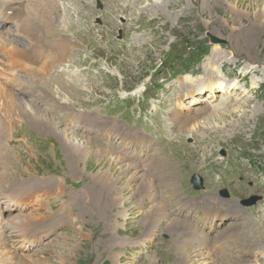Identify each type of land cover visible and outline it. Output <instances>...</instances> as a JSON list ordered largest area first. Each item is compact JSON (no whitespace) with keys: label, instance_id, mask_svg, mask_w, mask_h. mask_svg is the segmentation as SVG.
I'll return each mask as SVG.
<instances>
[{"label":"rangeland","instance_id":"obj_1","mask_svg":"<svg viewBox=\"0 0 264 264\" xmlns=\"http://www.w3.org/2000/svg\"><path fill=\"white\" fill-rule=\"evenodd\" d=\"M20 1L23 2L15 1V5ZM115 1L117 6L113 5L112 0H100L102 9L96 8V0L69 1L68 16L73 22V28L65 32L75 41L71 53L68 54L77 65L75 70L58 71L57 68L63 67L64 60L60 65H52L49 54H46L45 65L41 62L31 64L24 57L27 51L9 55L5 54V49L0 46V81L4 80L7 84L15 86L10 89L0 83V95L4 98L8 95L9 99L18 98L25 107L24 111H28V105L37 106V113L44 115L43 120L51 119L50 115L48 117L40 109L43 99L51 104L53 109L57 103L60 111L72 108L77 113L95 111L103 116L115 118L122 126V131H119L117 136L112 131L113 137H116L111 139H117L121 146H125L118 151V147L111 140L104 139L102 143L108 152L103 155L122 157L123 162L132 164L130 171L138 169L146 173L147 179L152 180L155 168L152 170L146 165H137L135 159L139 155L133 147H126L138 132L149 135L152 143H158L163 149L160 151L164 158L160 169L163 166L173 168L176 176L175 193L170 199L172 201L167 202L168 199L162 196L156 184L157 189L150 199L151 194L146 186L143 187V192L139 189L138 182L141 177L133 178L124 189L122 200L124 199L125 205L112 210L108 208L110 216L107 219L106 215L98 218L85 204L80 206L81 203L77 200L84 189L85 193L88 192L92 184L84 179L85 175L80 169H75L79 162L67 155L60 134L69 132L80 142L91 143L88 150L91 146L97 149L92 143L94 138L89 135V129L79 125L80 119L75 114L70 116L73 119L71 124H76V127H68L58 121L57 116L61 114L54 112L51 120L55 117L54 122L57 123L59 131L51 128L52 130L47 132L44 126L29 121V112L19 115V110L14 108L12 117L6 118L8 128L3 127L5 133L0 135V189L16 194V183L27 181L54 185L53 181L59 179L63 183L64 194L55 195L50 191L32 193L37 187L19 189L20 195H24L23 200L26 201L18 202L16 205L21 207L4 213L3 221L0 220V247L3 240L7 245L1 250L5 252L8 248L11 256L13 255L12 261H5L7 264H24L28 258L33 261L36 258L39 264H47L48 261V264H61L56 254L59 252L67 254L68 258H72L77 264H177L183 258V252L179 251V228H182L181 224L184 225L186 217V213H181L180 208L183 205L179 199L198 200L205 192L213 195L209 198L227 203L224 204L226 207L236 209L225 200L237 202L243 213L242 217L255 219V225L252 227L254 234L246 240L247 246L256 247L264 242V32L260 33L258 27H255L256 34L246 35L245 32L250 22L245 14L253 12L250 1L258 0H217L218 2L214 3L212 0H164L167 5H163V8L155 7L152 0H132V3L128 0ZM3 13L0 6V38L4 39V44L11 47L13 36L11 39L6 38L7 28H13L20 35L15 29L18 21L13 18L8 25L5 14L10 13L8 15L12 17L13 11L7 10ZM97 17L100 18L101 24L95 22ZM67 22L66 19L65 23L70 25V22ZM252 23L257 25L258 22ZM79 26L83 27L77 30ZM119 29L122 32L120 39L117 38ZM71 31L75 32L74 36ZM207 33L226 40V43H211ZM19 45L25 46L24 40ZM212 49L217 51L215 56L218 57L219 54L225 60L221 57L208 68L209 72L223 76L225 83L234 81L239 89L233 93L227 86L224 92L215 90L214 95L206 90H203V94H196L195 91L188 90L190 85L187 89L179 88L178 82L185 74L175 77L174 71L187 66H190L189 72L195 77L202 78L198 81L199 86L208 79V76L203 74V65ZM212 56L213 54H210L208 60L211 61ZM22 67H35L37 72L27 74L21 71ZM108 71H113L115 75L112 76ZM45 72L47 76L49 73L52 75V91L66 97L57 98L51 95L47 99L44 96L45 87L42 82L45 80ZM75 74L79 76L76 77ZM61 79L63 81H60ZM72 79L78 85L70 83L69 80ZM141 84L146 86L145 91L131 95V91ZM2 89L9 93H4ZM181 90L186 93L181 94ZM234 100L239 102L235 103V107L232 105L233 108L228 111H209L219 113L218 118L213 117L212 121L208 122L217 124L218 129L215 131L211 125L195 129L176 123L174 107L190 115L185 118L180 116L184 121L197 115L189 109L188 104L192 102L198 103V107L205 102L217 106L220 102ZM244 103L247 104L244 106ZM42 109L46 111L45 108ZM220 117L224 120L221 126L218 124L223 123L218 120ZM121 118H125V121L127 119V122ZM200 120L202 121L201 118ZM37 122H41V119ZM38 125L41 128L39 131L36 129ZM158 128L163 132L162 137L156 136ZM189 140L191 142H188ZM138 141H141L140 137L132 138L133 145ZM92 155L89 154L91 159L100 161L101 155L98 158ZM53 173L55 175H52ZM193 173L202 177L204 188L200 191L194 190L190 183V175ZM221 188H226L230 196L219 195ZM251 194L259 195L261 199L255 205L243 207L240 201ZM0 198L3 200L6 196L0 193ZM202 201L206 202V199L202 198ZM3 202L10 211L7 202ZM61 202L66 206L65 211L55 217V211ZM151 204L163 205L166 210L165 205L168 204L173 212L161 215L160 220L150 225L148 230L151 222H148L150 217L145 215V212ZM188 211L196 219L204 215L199 207H191ZM28 212L42 214V221L39 220L38 224L35 221L30 222L27 228L22 230L27 231L20 234L14 224ZM117 212L121 215L116 220V228L105 227L103 220H112V213ZM222 213L227 216L230 214L227 211ZM157 219L158 216L155 221ZM227 219L213 220L207 225L204 233L214 242L220 240L236 249L238 245L235 242L227 243L226 238L236 232L234 227L227 226L231 218ZM258 220H261L259 227ZM237 221L234 225L244 224L239 219ZM82 227L88 232L84 239L79 234V228ZM24 235L37 236L25 243ZM251 237L255 240H250ZM109 238L113 240L112 244H109ZM186 245L190 247L187 248L188 252L191 249L199 252L193 243ZM179 255L182 257L176 260ZM197 257L199 255L191 256L188 263L192 264L193 258ZM255 261L264 263V259L257 253L247 252L241 256H218L211 264H247Z\"/></svg>","mask_w":264,"mask_h":264},{"label":"bare ground","instance_id":"obj_2","mask_svg":"<svg viewBox=\"0 0 264 264\" xmlns=\"http://www.w3.org/2000/svg\"><path fill=\"white\" fill-rule=\"evenodd\" d=\"M15 1H18V0H0V6L3 8L4 12H6L7 10L13 11V16L11 17V16L7 15L6 19L8 22L10 20H12L13 18L18 21V26H15V29L21 33L23 40L26 41L25 45L27 46L29 51L32 52L33 55H36L38 53L51 55L52 65H60V62L62 60H64L66 63L65 64L66 66L73 67L75 65V62L71 58V56H69L68 54H70L73 46L75 45V41L72 40L68 36V34H66V32H65V30H67L69 28H70V30H72V28H73V24H72L73 22L71 21L70 17L68 16V9H69V4H70L69 1L70 0H68L67 2H66V0H22L23 2L20 1L19 5H15V3H14ZM112 1L114 2L113 5L117 6V1H115V0H112ZM128 1L130 3H132L131 2L132 0H128ZM135 1L138 2L139 0H135ZM152 1H153V3H155L154 4L155 7L160 6L163 8V5H167L166 3H164V0H162V1L152 0ZM212 2L214 3V2H218V1L212 0ZM250 8L253 9V12H250V13L247 12L245 14V16L250 19V22L247 24L248 30H245L246 35H251L252 33L256 34L257 28H255V27H258V30L260 31V33L264 32V0H258L256 2L250 1ZM10 13H8V14H10ZM66 19L68 22H70V25L65 23ZM253 21L258 22L257 25H252ZM78 22H80V21H78ZM82 27L83 26H79L77 28V30L81 29ZM8 30H11L13 32L12 47H15L14 44H16V43L19 44L22 40H19V34L16 33L13 28H8ZM74 33L75 32H72L73 36H74ZM2 45L3 44H0V46H2ZM216 47H218V46H216ZM4 51L7 52V50H4ZM6 52H4V53L7 54ZM10 52L12 53L11 47H10ZM210 54L211 55L213 54V56H212L213 58H211L212 59L211 61L208 60V56H210ZM210 54H208V56L206 57V62L203 65V74L204 75L206 74L208 76V79L206 81H203L202 85L199 86L198 81L202 80V78L195 77L194 75L187 73L178 82V87L182 88V89H184L186 87V89H187L188 85H190L191 88L188 90L189 91H195L196 94L197 93L203 94V90H206V91L214 93V95H215V90L224 92L228 86L229 90L231 92L235 93V91H237L239 88L237 87V84L234 81L230 82V83L229 82L225 83L224 82L225 78H223V76L209 72L208 68L210 66L214 65L217 62V60H220L221 57H223V56H219V54H218V57L215 56V55H217V51H215L214 49L211 50ZM35 59L37 60L38 58H35ZM42 59H44V57ZM224 60H225V58H224ZM43 65H45V64H43ZM33 72H34V70L29 69V68L27 69V74H31ZM224 75L227 76V74H224ZM46 80H47V82H46L47 87L49 88L51 86V79L49 77H47ZM141 88H142V86L134 89L132 94L139 93ZM2 91H3V89H2ZM3 92L7 93V91L6 92L3 91ZM12 95L14 96V94H12ZM1 97H0V99H1ZM2 98L5 99L4 96ZM3 99L1 102V108L3 110V114L0 115V128L1 127L8 128V126L6 124H9V123H7L6 118L12 117V110L15 108V109L19 110V112H18L19 115H21V113L27 114L29 112V114H30L29 121L31 123L34 122L36 124L44 126L46 128L45 130L47 132L50 131L51 128H54V129L56 128V130H57V123L54 122L55 117H54L53 121L51 120L53 117L52 110H54V109H53V107L49 106L44 99L40 103V106L42 108H45L46 111L40 107L39 108L48 117L50 115L51 119L46 118L45 120H43L44 115L37 113L39 111V109L36 108L37 106L36 107H33V106L30 107L28 104H26V105H28L27 108H29V109H28V111H24L25 107H23L22 101L19 100L18 98L17 99L12 98V99H8V100H3ZM236 102H239V101H235V100L231 101V102H225L224 101V102H220L217 106L209 105L208 103L205 102L198 107H196V105L198 103L192 102V103L188 104L190 106L189 109L194 111L195 112L194 114H197V115L191 116L188 119H185L184 121L181 120L180 116H182V118H185V117H188L190 115L186 114V112H184V111H181L177 107H174L173 112H174V115L176 118V123H179L181 126H185V127L186 126L187 127L192 126L195 129H197V128L199 129V128H206L207 127L206 125H211L210 127H212V129L215 131L216 129H218L217 124L216 123L208 124V122L212 121L213 117L218 118L217 115L219 113L209 112V111H220L221 112L224 109H226L225 111H228L229 109L233 108V106L235 105ZM246 104L244 103V106ZM57 105L58 104L55 103V106H57ZM241 108L245 112H247V110L245 108H243V107H241ZM199 114H207V116H202ZM200 118L202 119V121L200 120ZM39 119H41V122H37V120H39ZM213 120L217 121V119H213ZM218 120L222 121V122L224 121L222 119V117H220ZM58 121L66 124L67 126H71V122H72V120H70L69 116L58 117ZM116 123H117V121L113 117H104V118H96V119L87 118L84 120L85 126L90 127V128H97V131H99L101 133V138H104L103 135L109 134L112 130L122 131L120 126L116 125ZM218 124H220V126H221L224 124V122L222 124L221 123H218ZM39 125L36 127V129H38V131H39V129H41ZM57 131H59V130H57ZM189 131H190V129H189ZM68 133L69 132H64V134L60 133L61 138H62L63 147L65 148L66 152H68L67 155H69V157H71V158L74 157V159L78 160L79 165H77L76 166L77 168H75V169H77L78 171L80 169L85 175L84 179H86L88 182H90L92 184V186H90L89 190L87 189L88 192L85 193L86 189H84L83 194L82 195L80 194L81 196L79 195L80 197L78 196L77 200L81 203L80 206H84L83 204H85V206L87 208H90L92 210V212L97 214L96 216H98V218L101 217V215H106V219H107V217L110 216L109 210H112V209L124 204V199L122 200V198L124 197L123 194L125 193L124 192L125 186H129V183L133 178L138 179L139 177H141V179H139L141 181L138 182L139 189H141V191H142L143 187L146 186L149 193L151 194L150 199L152 198V193L155 191V189H157L155 187V184H156L158 187V190H160V192L162 193V196L164 195V198L168 199L167 202L172 201L170 199L173 198V195L175 193L174 185H175V179H176V176L174 175L173 168H169L167 166H163L162 169H160V168L156 169L155 168L153 170L155 176L153 175L152 180L147 179L146 178L147 175L145 172L144 173L140 172V171H138V169L136 170L138 172H136L134 170L130 171L129 169L132 167V164H130L129 162H126V161L123 162L122 160H124V159L122 157H121L122 159L120 158V156H116V155L115 156L113 155L110 157H107V156L105 157L103 155V153L106 154L108 152V150L105 149V145H102L101 148H97V149H94L91 146V147H89V150H88V146L91 143H89L88 141L87 142H84V141L80 142L76 138H73V136H71L70 133L68 135ZM86 139L87 138L85 137V141H86ZM207 140H208V138H207ZM123 146H125V145H123ZM120 147H122V146H120ZM89 154H93L92 156H96L97 158H98V156L101 155L100 161L91 159L92 157L89 156ZM159 161L160 160L158 159L156 162L159 163ZM134 165H136V164H134ZM149 178H150V176H149ZM128 181H129V183H128ZM53 182H54V185H49L47 183L35 184V183H29L27 181H23L22 183H16L17 186L14 187V189L16 190L15 197L16 198L22 197L19 193L20 188L22 189V188H31V187H37L36 190L34 192H32V193H36V194L43 193L45 191H50V193H52V194L61 193L62 190L64 189V187L62 185L63 183L59 179L54 180ZM133 183H135V181ZM2 190H5V189H3V188L0 189V192H2ZM10 192L9 191L7 192L6 198L15 199L14 196L9 195ZM23 193L26 194L24 191H23ZM211 196H213V195L210 194L209 192H205L198 200L192 201V200H181V199H179L180 204L183 205V207L180 208L181 213H186V215H185L186 217L184 218V221H183L184 225L181 224L180 226H182V228H179L181 230V232L179 234H180L182 241L185 240V241L189 242L191 240V242L194 243V246H196L197 241H199L200 237L203 235V232L201 229L206 228L209 223H211L213 220L215 221L217 219H222L223 221H227L228 220L227 217L231 218L232 222L230 221L229 223H227V226L228 227H234L236 229L244 230V229H248L251 227V222L248 219L242 217V212H241L239 205L237 206V204H238L237 202L224 199L226 202L233 204V206L236 208V209H233L231 207H226L224 204H227V203H223L219 199L209 198ZM214 196H216V195H214ZM217 197H219V196H217ZM202 198H205L206 202H203ZM219 198H221V197H219ZM30 199L31 198L29 197L28 203L31 202ZM221 199H223V198H221ZM0 201L3 202L1 200V198H0ZM1 205L2 204H0V206ZM74 205H76V204H74ZM165 206H167V210L163 207V205H160V204L152 205L146 210L145 215H149L150 218H149L148 222H151L149 224V226L147 227V229L153 223L158 222L160 220L159 218L161 215L165 216L166 214L168 215V214H171L173 212V210L171 209V207L168 204ZM195 206L203 209V211H204L203 217H199L198 219H196V218H194V216H192V213L190 211H188V209L190 207H195ZM65 207L66 206H64L62 203V205L55 211V214H56L55 217L60 216V213L65 211V209H64ZM108 208H109V210H107ZM224 211H227L230 214L227 216L226 214L222 213ZM239 212H240V214H238ZM112 215H113L111 217L112 220H110V221H107L105 219L103 220L105 227H108V226L115 227L116 220L121 215V213H119V212H117L116 214L112 213ZM31 216L33 217L32 219H31ZM156 216H158V219L155 221ZM41 218H43L42 214L40 215L37 212H28L27 214L22 215L21 219H19L18 222L16 221L17 223L16 222H15V224L13 222L12 223L15 225V229L17 231H19L21 234V233L27 231V229L24 231H22V230L30 222L35 221V223L38 224V221L41 220ZM113 219H115V220L113 221ZM238 219L240 221H243L244 224L243 225H234V224H236V222H238L237 221ZM148 222H146V223H148ZM148 230H147V233H148ZM1 232H3V231H1ZM79 234H80L81 238L84 239L86 237V235L88 234V232H87V230H85V228L82 227V228H79ZM1 236L2 235L0 233V238H1ZM110 238H109V240H110L109 244H112L113 240ZM10 240H12V239H10ZM6 247H7V245L5 244V242L3 240L2 246L0 247V252H1L0 253V264H4V263L7 264L10 260L12 261V259H13V258H11L13 255L11 256L8 248H7V251H5V252L1 250V249H5ZM206 247L209 251H212L216 248L215 244L212 241H207ZM261 247L264 248V243L261 244ZM187 248L190 249V247L188 245L181 244L179 251L183 252L182 256L184 259L182 258L181 260H183L184 262L180 261L179 264H191V263H188L191 256L199 255V253H197L196 251H193L192 249L188 252ZM69 249L71 251L73 250L72 247H69ZM179 251H178V253H179ZM195 253H196V255H195ZM56 254H58V257L60 258L61 264H77V263H75V260H71L72 258L69 259L67 254L60 253V252L56 253ZM260 257H264V256L261 255ZM26 258L27 257L25 256V259ZM7 259H9V260H7ZM25 259H24V261H25ZM5 261H8V262L6 263ZM198 262L200 264H204V259H199L198 257H197V259L193 258L192 264L198 263ZM48 263H49V261H48ZM24 264H39V263H38V261L36 262V258H35V261H33L32 258L31 259L28 258L27 262L25 261ZM247 264H261V263L255 261V262H248Z\"/></svg>","mask_w":264,"mask_h":264},{"label":"water","instance_id":"obj_3","mask_svg":"<svg viewBox=\"0 0 264 264\" xmlns=\"http://www.w3.org/2000/svg\"><path fill=\"white\" fill-rule=\"evenodd\" d=\"M207 35L209 36V39L212 42L226 43V40H224L222 38L219 39V37L216 38L213 34L207 33ZM192 181L194 182L195 186H198V184L196 183V180H195V176H193ZM221 194L224 195V196L227 195V193L225 191H222ZM258 199H259V197H257V196H251L250 198L243 200L242 203L244 205H248L249 206L251 204H254Z\"/></svg>","mask_w":264,"mask_h":264}]
</instances>
